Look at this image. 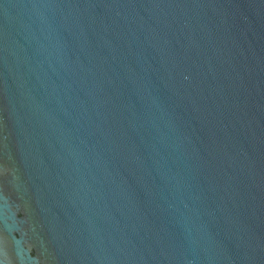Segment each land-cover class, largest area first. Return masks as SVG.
I'll use <instances>...</instances> for the list:
<instances>
[{"label": "water", "instance_id": "water-1", "mask_svg": "<svg viewBox=\"0 0 264 264\" xmlns=\"http://www.w3.org/2000/svg\"><path fill=\"white\" fill-rule=\"evenodd\" d=\"M0 264H264V0H0Z\"/></svg>", "mask_w": 264, "mask_h": 264}]
</instances>
